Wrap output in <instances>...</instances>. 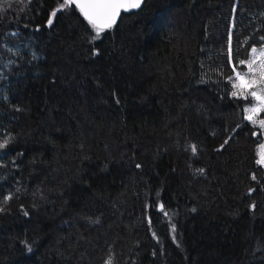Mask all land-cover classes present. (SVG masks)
<instances>
[{"label": "trees", "instance_id": "trees-1", "mask_svg": "<svg viewBox=\"0 0 264 264\" xmlns=\"http://www.w3.org/2000/svg\"><path fill=\"white\" fill-rule=\"evenodd\" d=\"M62 4L0 0V264H264L232 87L264 0H144L98 38Z\"/></svg>", "mask_w": 264, "mask_h": 264}, {"label": "snow or ice", "instance_id": "snow-or-ice-1", "mask_svg": "<svg viewBox=\"0 0 264 264\" xmlns=\"http://www.w3.org/2000/svg\"><path fill=\"white\" fill-rule=\"evenodd\" d=\"M75 3L76 6L80 9L83 15L87 18L88 22L95 29L96 37L98 38L100 33L105 29L111 28L115 23L116 17L120 14L121 10L127 11L129 8H139L141 6L142 0H64V4L61 5V8L67 7ZM56 12L53 11L52 16H55ZM52 23L51 19L48 22ZM256 49H253L255 52ZM264 56V51L260 53ZM240 63H244L241 61ZM249 70H252V64L248 65ZM237 79L239 84L234 85L238 88L251 87L255 81H247L243 76L237 74ZM237 93L234 92L233 95ZM252 97L257 100L258 106L250 109L252 113L258 112L264 109V96L258 95L256 92L250 93ZM250 120L252 116L248 117ZM262 127H264V120L260 121ZM3 144H0V147H3ZM193 152H195V147H193ZM107 264H111L110 261Z\"/></svg>", "mask_w": 264, "mask_h": 264}, {"label": "rangeland", "instance_id": "rangeland-1", "mask_svg": "<svg viewBox=\"0 0 264 264\" xmlns=\"http://www.w3.org/2000/svg\"><path fill=\"white\" fill-rule=\"evenodd\" d=\"M18 46H15V49ZM253 49H256L253 52ZM264 51V44L259 47H253L250 51V55L248 56L247 60L244 61V69L243 70H236L234 71V76L232 78V87L233 93L236 92L237 94L234 96L243 97L247 101L246 106V117L245 119L249 121L253 126L258 128V133L261 135L260 142L256 148L257 151V158L258 162L263 165L264 167V127L261 126L260 121L264 120V109L252 113L249 111L250 109L258 106V101L255 100L254 97L251 96L250 93L256 92L258 95L264 96V56L260 53ZM249 63L252 64V70H249ZM237 74L243 76L247 81H255L251 87L246 88H238L234 87V85L239 84V80L237 79ZM252 116L253 118L250 120L248 117ZM257 132V131H256Z\"/></svg>", "mask_w": 264, "mask_h": 264}, {"label": "water", "instance_id": "water-1", "mask_svg": "<svg viewBox=\"0 0 264 264\" xmlns=\"http://www.w3.org/2000/svg\"><path fill=\"white\" fill-rule=\"evenodd\" d=\"M143 1L144 0H142V3H143ZM142 3H141V6H142ZM73 5H75L76 6V4L75 3H73ZM140 6V7H141ZM77 7V6H76ZM140 7L139 8H129L127 11H124V10H121L120 11V14L116 17V20H115V23L117 24V22H118V20H119V18H120V15L122 14V13H124V12H131V11H137L138 9H140ZM78 8V7H77ZM79 9V8H78ZM80 10V9H79ZM79 12H81V11H79ZM82 13V12H81ZM82 15H83V13H82ZM83 17L87 20V18L83 15ZM88 21V20H87ZM115 23L113 24V25H115Z\"/></svg>", "mask_w": 264, "mask_h": 264}]
</instances>
